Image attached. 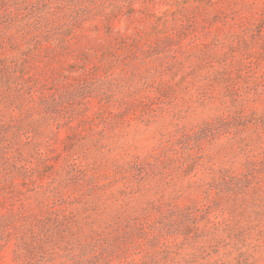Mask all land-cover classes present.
I'll list each match as a JSON object with an SVG mask.
<instances>
[{"label":"rangeland","instance_id":"obj_1","mask_svg":"<svg viewBox=\"0 0 264 264\" xmlns=\"http://www.w3.org/2000/svg\"><path fill=\"white\" fill-rule=\"evenodd\" d=\"M0 264H264V0H0Z\"/></svg>","mask_w":264,"mask_h":264}]
</instances>
